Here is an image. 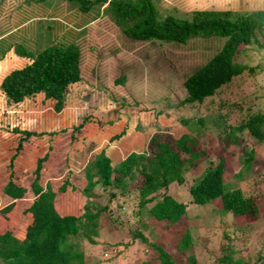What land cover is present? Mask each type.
Here are the masks:
<instances>
[{
  "label": "trees",
  "instance_id": "obj_1",
  "mask_svg": "<svg viewBox=\"0 0 264 264\" xmlns=\"http://www.w3.org/2000/svg\"><path fill=\"white\" fill-rule=\"evenodd\" d=\"M22 1L25 5L29 2L40 6L53 4L50 9L60 13L63 8L65 11L100 8L107 12L106 16L111 15L124 34L133 40L182 44L193 38L224 37L220 49L184 80L185 95L177 106L201 105L207 98L233 85L236 86L233 92H240L238 87L244 81H251L250 78L256 80L255 83L264 81L263 60H259L264 57L263 0H259L260 5L256 7L254 4L258 0H233L238 5L231 4V0H223L215 4L216 8L193 9L180 16L167 14L162 17L157 15L159 0ZM204 2L209 3V0H196L193 4L199 6ZM247 2L253 5L251 9H244ZM67 26L70 33L64 31V35L53 37L52 42L35 54L18 44L16 52L28 62L20 68L2 72L0 93L7 102L22 103L25 99L40 97L42 103L51 102L56 112L63 108L70 86L82 79L81 44L85 40L82 32H72V27ZM70 34L71 39H63ZM249 50L262 53L254 65L238 60L239 56L250 58ZM244 70L248 71L247 75L243 74ZM254 82L251 89L248 87L249 94L257 88ZM147 107L145 111L132 113L123 108L120 117L123 125L119 129L115 128L113 120L102 122L95 114L85 115L81 122L69 126L68 132L73 143L88 131L90 124L94 125L93 122L97 123L95 127L101 128L97 129L100 139L91 141L95 146L84 163L72 165L67 160L59 178L47 179L41 172L47 159L45 152L36 159L34 166L23 171L26 185L21 184L23 173L18 170L19 164L15 159L23 145L34 136L47 139L68 128L40 132L27 127L13 128L12 131L20 136L10 158L9 172L0 184V197L5 201L11 200L0 208V218L3 219L0 222V264H89L84 257L81 238L93 242V236L98 235L103 221L115 224L114 215L117 213L110 205L114 204L116 209L127 206L129 196L133 198L139 216L152 220L153 226L163 222L166 228L173 229L186 216L187 204L169 194L159 198V191L166 190L173 181L182 183L185 172H197L188 189L189 204H212L218 213L257 218L260 211L254 199L257 194L250 192L245 195L239 186L232 187L224 180V173L235 154L234 150L231 156L227 152L229 139L235 140L236 132L244 129H248L256 139L263 138L264 112L252 114L238 125L229 126L225 134L228 141L224 143L221 134L205 140L201 128L193 123V117H181L177 121L165 111L160 114V109ZM202 122L203 119L197 120V123ZM193 130L197 134L194 135ZM137 134H140V148L135 144ZM50 138L46 149L52 148ZM211 151L217 158L215 163L208 160ZM122 154L124 158H121ZM251 157L250 154L242 160L244 169H248ZM201 161L206 162L204 167ZM134 180L137 186L133 183L129 186ZM26 194L30 196V203L19 205L18 200ZM14 219L16 226L8 228ZM136 221L143 227L129 230L131 241L138 239L146 246V262L179 264L173 259L176 254L145 234L146 228L153 227ZM1 223H5L6 228ZM228 237L226 232L219 239L223 251L227 252L216 260V264H244L241 258H232L233 251L224 241ZM194 244L188 230L174 242L177 252L184 254L192 252ZM191 254L188 258L193 263ZM262 257L260 253L258 259Z\"/></svg>",
  "mask_w": 264,
  "mask_h": 264
},
{
  "label": "rangeland",
  "instance_id": "obj_2",
  "mask_svg": "<svg viewBox=\"0 0 264 264\" xmlns=\"http://www.w3.org/2000/svg\"><path fill=\"white\" fill-rule=\"evenodd\" d=\"M195 1L159 0L157 15L158 17L167 14L180 16L193 9L216 8L215 4L223 0H209V3L204 2L199 6L193 4ZM230 3L238 5L233 0ZM246 4L244 9L253 7L248 2ZM28 5L22 0H0V79L2 72L20 68L28 62L16 52L18 44L35 54L52 42L53 37L64 35L62 34L64 31L70 33L67 25L72 27V32L79 31L78 34L82 32V36L85 37L81 44L82 79L70 86L64 108L59 112L54 111L50 106H45L40 97H37L36 106L32 109L25 103H9L0 93V184L3 176L9 172L10 158L15 152L20 136L12 130L19 126L25 128L27 122L31 124L29 125L31 129L39 132L68 129L65 132H56L51 138L48 136L51 139V149L45 148L49 138L45 139L43 136H34L23 145L15 159L19 164L18 170L23 173L21 184L24 185L27 181L23 171L34 166L36 159L45 152L47 159L41 169L44 178H59L68 160L65 157L67 151L79 152L80 149L85 148L86 143L91 142L89 141L91 136L86 135L71 143L68 135L71 129L69 126L78 124L88 114H95L94 116L100 118L102 122L113 120V124L120 127L123 125L120 119L123 108L132 113L136 110L145 111V106H148L160 109L162 111L160 114L165 111L166 115L174 117L173 120L177 121L181 117H193V123L201 128L205 140L209 141L210 138L213 139L221 134L224 137L223 142L226 143L228 140L225 134L229 126L238 125L252 114L264 112V81L255 83L256 80L252 81L253 78H250L251 81H244L238 87L240 92H233L236 88L233 85L207 98L201 105L177 106L185 95L182 85L184 80L220 49L224 37L193 38L182 44L133 40L124 34L122 27L115 23L111 15L106 16L107 12L101 11L100 8L94 10L93 7L87 11H81L79 8L65 11L63 8L60 13L50 9L53 4L40 6L29 2ZM256 5H260L259 0L254 7ZM70 36L63 39H71ZM248 53L250 58L239 56L238 60L254 65L262 54L256 50H249ZM259 60H263L264 66V57H260ZM247 73V70L243 71V74L247 75ZM253 82L257 84V88L249 94L248 89ZM71 93L74 96L70 101L68 96ZM25 110L27 112L24 116ZM198 119H203V122L197 123ZM93 124V127L97 125L96 122ZM40 126L42 129H39ZM193 134H197L196 130H193ZM236 135L235 140L229 139L226 147L228 154L232 150L235 154L229 155L232 157L225 170L224 180L232 187L239 186L245 195L251 194L250 192L257 194L254 197L260 209L257 218L246 219L243 216L234 217L231 213H218L216 206L212 204H189L188 189L193 184L197 172H185L182 183L173 181L166 190L159 191V198L169 194L187 204L186 216L173 226V229L166 228L163 222L155 223L154 227L152 220H147L144 215L139 216L134 207V200L129 196L127 206L116 209L114 204L110 205L117 213L114 215L115 224L103 221L98 235L93 236V242L88 241L87 238L80 239L86 262L157 264L152 261L146 262L148 254L145 245L139 243L138 239L131 241L129 230L142 228L143 226H139V222L136 221L140 220L153 227L144 230L149 239L163 244L165 248L176 254L173 259L179 264H216V260L227 252L223 251L219 243V239L226 232L230 237L224 241L233 251V259L241 258L244 264H264V137L256 139L248 129L236 132ZM93 138L96 140L98 137L94 135ZM134 139H136L135 144L140 148L138 144L140 134ZM209 143L212 145L211 142ZM92 147L91 145V150L94 149ZM250 154L252 157L249 159L248 169H244L242 160ZM209 156L208 160L211 163L217 162L212 151L209 152ZM205 165L206 162L201 161V166ZM239 172L240 175H234ZM131 183L137 186L135 180L130 182L129 186ZM1 187L2 185L0 190ZM10 201L0 197V208ZM29 203L28 194L18 200L19 205ZM2 220L0 218V222ZM13 223L15 219L11 220L8 228H11ZM1 226L6 228L5 223L3 225L1 223ZM186 230L190 232L195 244L192 252L184 254L177 252L174 242ZM260 253L263 257L258 259ZM189 254L194 258L193 263L188 258Z\"/></svg>",
  "mask_w": 264,
  "mask_h": 264
},
{
  "label": "crops",
  "instance_id": "obj_3",
  "mask_svg": "<svg viewBox=\"0 0 264 264\" xmlns=\"http://www.w3.org/2000/svg\"><path fill=\"white\" fill-rule=\"evenodd\" d=\"M74 96V94H69V99H70V101L72 100V97ZM37 99V97H35V98H28V99H25L22 103H25V104H27V105H30L31 106V108L32 109H34V106H36V100ZM65 103H66V100H65ZM65 103H64V105H65ZM43 104H45V106H50L51 108H52V105H51V102H43ZM64 105H63V108H64ZM46 109V108H45ZM25 112H27V110H25L24 112H23V115L25 114ZM25 116V115H24ZM99 119V118H98ZM24 121H28V120H24ZM29 122H27L26 123V125H25V127H27V128H31V126H29V125H31V124H28ZM94 125H92V124H90V128L88 129V131H84L83 132V134H81L80 136H79V138H82V136H91V138H89V141H94V135L96 136V137H100L99 135V133L97 134L96 132H97V127H93ZM114 126H115V128H121V126L120 127H118V125L117 124H114ZM39 129H42V126H40V128ZM33 130V129H32ZM99 130V129H98ZM44 137V136H43ZM95 141H99V140H95ZM102 141H103V138H102ZM88 145V146H87ZM91 145L94 147L95 145H93V144H91V142H88V143H86L85 144V148L84 149H80L81 151H67V154H65V157H67V159H68V161L72 164V165H82L83 163H84V160L86 159V156H87V154L91 151ZM47 146H48V142L47 143H45V148H47ZM92 147V148H93ZM139 150H141V149H139ZM121 153H124V152H122L121 151ZM118 157V156H117ZM116 157V158H117ZM125 156H124V154H122V157L121 158H124Z\"/></svg>",
  "mask_w": 264,
  "mask_h": 264
}]
</instances>
